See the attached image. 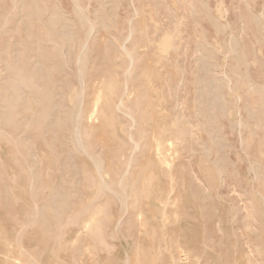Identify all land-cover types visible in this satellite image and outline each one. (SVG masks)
Here are the masks:
<instances>
[{
	"label": "rangeland",
	"instance_id": "374dc122",
	"mask_svg": "<svg viewBox=\"0 0 264 264\" xmlns=\"http://www.w3.org/2000/svg\"><path fill=\"white\" fill-rule=\"evenodd\" d=\"M76 7L83 11L80 13ZM137 12L142 14L138 15ZM145 14L147 20L144 17ZM260 16L264 17V0H0V54L3 55L0 60L1 74H4L8 54L13 56L14 63L18 60L16 65L24 66L29 73L35 63L42 65L44 73L48 75V82L57 84L60 88V96H57V99L70 113L77 110L75 105L79 101L83 84L86 91V103L90 104L97 84L115 73L117 76L114 81L115 102L122 97H125L127 101L124 95L126 85L131 89L137 87L132 95L134 101L125 102V105L133 113L139 127L135 129L133 137L135 140H140L142 150L145 151L143 159L139 157L138 161H134V163L137 162L135 169L139 171L138 175L133 179L122 178L125 171L123 168H127L126 163L131 152L129 148L132 146L129 133L131 121L123 115L124 113L121 112L122 114L119 115L120 111L117 110L111 111L109 119L111 128H107L100 134L105 146L93 142V137L89 141L91 143L89 151L102 156L103 163L107 165L106 169L109 173L107 178L99 176L93 161L82 150L72 149L71 139L74 125L72 119H67L68 122L63 125L65 132L61 138L66 139L64 148L68 157H75L74 163L79 174L86 169V171L95 173H91L88 178L79 175L76 180H73L66 175V171L64 180L60 178V175L56 176L60 168L55 166V161L50 154L48 155V151H45L47 159L42 157L43 144L40 140L33 138V132L28 133L30 137L28 145L27 142L24 144L20 142L21 151L18 153L14 151L12 154L9 153L7 141L0 137V153H2L0 154L2 159L0 169L3 167V173L9 174L11 170L7 164L5 165L4 157L7 154H11L13 165H16L15 161H17L20 166L24 168L28 165L32 166L34 171L41 173L47 171V168L49 170L54 167L50 170L53 175L50 186L64 192L62 200L65 202L63 215L59 220L53 216L55 214H50L45 221L46 224L41 220L31 223L35 203L33 196L29 194L27 197L26 192L19 188L17 179L1 176L0 264H28L33 259L36 260L33 261L35 264H264V18L259 20L262 18ZM183 17L184 24H182ZM89 23L94 25L90 39L87 33ZM85 26L88 27L87 30ZM131 29L133 40L129 48H134L136 52L135 67L138 71L134 72L131 78H127L124 75L127 57L123 54L121 47ZM66 32L71 33L67 36ZM50 33L51 38H47V34ZM54 43L59 48L54 46ZM84 43H87L89 51L82 80L77 58ZM182 47L184 49L181 55ZM244 64H247V67ZM236 66L237 68H233ZM240 66L241 69H239ZM141 73L144 74L143 77ZM197 76L198 79H196ZM5 77L10 78L12 75L5 74L0 77V92L4 88L3 79ZM143 78L145 80L141 82L144 85H140L141 82L138 84L137 81ZM200 80H203V83L199 82ZM249 81L250 84H248ZM242 82H244L243 85ZM246 83L250 87H247ZM251 83L255 86H251ZM139 85L143 86L142 89L147 92L141 91ZM254 89L257 92H254ZM143 93H147L145 94L147 97L145 95L143 97ZM25 96L27 97L28 93ZM28 98L35 107L33 99ZM140 108L144 111V117H142L143 112L142 115L139 113ZM166 111L169 113L168 116ZM145 113H148V116ZM188 116H191L189 117L191 120ZM197 116H202V118H197ZM145 117H148L147 123ZM237 124H239L238 127ZM176 125L181 127H175ZM177 128L185 130L186 134L187 130L190 132L192 128V132L187 134L192 137L189 136L183 140L182 136L185 135V131L183 135L182 131L179 132ZM196 128H200L199 131ZM7 130L11 133L10 129ZM175 131L177 136H175ZM206 131L208 134L214 132L208 135ZM153 132H155L154 135ZM161 132L164 133L163 136ZM11 135L14 140H19L16 132ZM24 136L27 139V135ZM155 136L162 142L164 164L160 163L154 155ZM118 138L121 141L123 139L122 142L125 145H121L123 143ZM115 139L116 142H120V146L115 143ZM177 141L179 143L186 141L185 145L183 144L185 152L182 150V143L180 146ZM147 146L150 149L146 148ZM181 152L186 153L187 156ZM171 158H174L173 162ZM153 161H157L156 164ZM163 166L170 173L167 171L168 174L164 175L167 172L164 171ZM43 175H45L44 178H49L46 177V172ZM102 179L106 182L107 190L101 183ZM99 180L101 182L97 183ZM27 188L30 190L29 186ZM121 192H124V195ZM40 198L41 195L38 196V200ZM105 204L111 205L110 208L104 206ZM109 209L110 212L107 211ZM246 209L247 212L244 211ZM101 210L104 211L99 213ZM94 212L98 213L96 218L99 219L95 220L99 223L95 224V228L86 230L82 223L89 220ZM102 213L106 214L104 218L108 216V219L106 218L108 223H104L106 226L104 224L102 226L105 220L101 217ZM83 215L85 217H82ZM109 219L111 222L108 221ZM95 220L94 223H97ZM121 220V225L118 227L119 222L117 221ZM46 234L50 236L48 237L50 239L46 238ZM37 235L41 236L40 238L45 237L43 240H36ZM57 235L60 237L58 238ZM10 240H14L13 243ZM24 243L26 246L22 245ZM85 247L89 250L87 253ZM29 249H35V251L39 249L35 253L39 258L34 257L35 255L32 251L31 254ZM83 251H85L84 254ZM24 253L30 254V257ZM23 254L26 256L21 258ZM75 257L78 258L76 261ZM15 259L18 262H14Z\"/></svg>",
	"mask_w": 264,
	"mask_h": 264
},
{
	"label": "bare ground",
	"instance_id": "6f19581e",
	"mask_svg": "<svg viewBox=\"0 0 264 264\" xmlns=\"http://www.w3.org/2000/svg\"><path fill=\"white\" fill-rule=\"evenodd\" d=\"M115 1V0H114ZM133 2V1H132ZM247 2V1H246ZM249 3V2H248ZM78 4V3H77ZM76 4V5H77ZM135 4V3H134ZM79 5V4H78ZM132 5H133V3H132ZM133 6H135V5H133ZM163 6V5H162ZM240 7V6H239ZM15 8H17V7H15ZM77 8V7H76ZM75 8V9H76ZM156 8H158V7H156ZM78 10L77 11H81V9L79 10V7L77 8ZM162 9V8H161ZM22 10V9H21ZM135 10V9H134ZM136 10H137V8H136ZM156 10V9H155ZM83 11V10H82ZM81 11V12H82ZM262 11V10H261ZM80 12V13H81ZM136 12V11H135ZM146 12V11H145ZM252 12V11H251ZM85 13V12H84ZM83 13V15H85ZM87 13V12H86ZM137 14H138V12H137ZM140 14V13H139ZM138 14V15H139ZM142 14V13H141ZM140 14V15H141ZM151 14V13H150ZM186 14V13H185ZM53 15V14H52ZM171 15H172V13H171ZM147 16H148V14H147ZM155 16H156V13H155ZM172 16H174V15H172ZM145 18H146V14H145V16H144ZM152 17H154V16H152ZM260 17H262V16H260ZM264 17H262V18H260L259 20H261V19H263ZM86 19V18H85ZM133 19V18H132ZM154 19H156L155 17H154ZM174 19V18H173ZM176 19H178V17L176 18ZM182 19H184V17L182 18ZM207 19V18H206ZM135 20V19H134ZM141 20V19H140ZM146 20H147V18H146ZM172 20V19H171ZM85 21V20H84ZM133 21V20H132ZM138 21V20H137ZM144 21V20H143ZM154 21V20H153ZM173 21V20H172ZM171 21V22H172ZM183 21V23L182 24H184L185 23V19L184 20H182ZM195 21V20H194ZM88 22V21H87ZM5 23V22H4ZM7 23V22H6ZM130 23V22H129ZM257 23V22H256ZM84 24V23H83ZM176 25H177V22L175 23ZM180 24V23H179ZM174 25V24H173ZM17 26H18V24H17ZM20 28L19 29H21V26H19ZM86 27V26H85ZM162 27V26H161ZM174 27H176V26H174ZM217 27V26H216ZM130 28V27H129ZM133 28V27H132ZM157 28V27H156ZM4 29V28H3ZM51 29V28H50ZM88 29V27H86L85 28V30H87ZM107 29V28H106ZM105 29V30H106ZM217 29V28H216ZM13 30V29H12ZM67 30V29H66ZM89 30H90V32H89ZM89 30H88V32L87 33H89L88 34V36H89V39H90V37L92 36V34H93V31H94V25L92 24V23H89ZM108 30V29H107ZM157 30V29H156ZM222 30H223V28H222ZM21 31V30H20ZM72 32V31H71ZM71 32H66V33H68L67 34V36H69V33H71ZM129 32V31H128ZM141 32V31H140ZM161 32V31H160ZM46 33H48V32H46ZM63 33V32H62ZM65 33V34H66ZM154 33V32H153ZM152 33V34H153ZM156 33V32H155ZM37 34V33H36ZM42 34V33H41ZM95 34V33H94ZM98 34V33H97ZM135 34H137V32L135 33ZM142 34V33H141ZM195 34V33H194ZM127 35V34H126ZM181 35V34H180ZM53 36V35H52ZM71 36V35H70ZM140 36V35H139ZM51 38V33L50 34H47V38ZM87 37V36H86ZM135 37V36H134ZM164 37H167V36H164ZM185 37V36H184ZM192 37V36H191ZM156 37L154 36V40H156L155 39ZM176 38V37H175ZM193 38V37H192ZM66 39V38H65ZM72 39V38H71ZM96 39V38H95ZM123 39V38H122ZM178 39V38H177ZM231 39H232V37H231ZM50 40V39H49ZM48 40V41H49ZM96 40H98V39H96ZM132 40H133V30L131 29L130 30V32H129V34L127 35V37L125 38V40H124V42H122V41H118V42H122L123 44H122V51H123V54H125L126 55V57H127V66L125 67V72H124V75L127 77V78H131L132 76H134V72H136L137 73V71L138 70H136V67H135V56H136V52H135V50H134V48H129V45L132 43ZM136 40H138V38L136 39ZM135 40V41H136ZM153 40V41H154ZM163 40V39H162ZM178 40H180V39H178ZM177 40V41H178ZM90 41V40H89ZM170 41H172V40H170ZM4 42V41H3ZM36 42V41H35ZM70 42V41H69ZM117 42V43H118ZM134 42V41H133ZM162 42V41H161ZM181 42H182V40H181ZM12 43V42H11ZM51 43V42H50ZM97 43V42H96ZM95 43V44H96ZM148 43V42H147ZM163 43V42H162ZM42 44V43H41ZM48 44V43H47ZM46 44V45H47ZM64 44V43H63ZM106 44V43H105ZM104 44V45H105ZM113 44V43H112ZM170 44V43H169ZM36 45H37V43H36ZM114 45V44H113ZM180 45V44H179ZM54 46H56L57 48H59V46H57V44L56 43H54ZM107 46V45H106ZM106 46L104 47L105 49H106ZM171 46V45H170ZM180 46H182V44L180 45ZM79 47V46H78ZM153 47V46H152ZM161 47V46H160ZM159 47V49H161ZM184 47V46H183ZM181 48V51H182V49H184V48ZM88 45H87V43H84V45H83V47H82V49H81V52H80V55H79V57L77 58V62H78V65H79V72H80V78L83 80L84 79V72H85V68H86V64H87V62H88V59L86 58V56H87V53H88ZM118 48V47H117ZM162 48H163V46H162ZM153 49H154V47H153ZM174 49V48H173ZM179 49V48H178ZM118 50H120V49H118ZM171 50V49H170ZM169 50V51H170ZM231 50V49H230ZM62 51V50H61ZM143 51V50H142ZM173 51V50H172ZM178 51H180V49L178 50ZM180 51V53H181V55H182V53H183V51L181 52ZM36 52V51H35ZM120 52V51H119ZM121 53V52H120ZM159 53H162V52H159ZM159 53H158V55H159ZM8 54V53H7ZM63 54V53H62ZM68 54V53H67ZM55 55V54H54ZM140 55V54H139ZM153 55V54H152ZM165 55H167V54H165ZM164 55V56H165ZM172 55V54H171ZM187 55H188V53H187ZM1 56H3V55H1L0 54V60L2 59V57ZM151 56V55H150ZM162 56H163V54H162ZM161 56V57H162ZM141 57V56H140ZM184 57V56H183ZM16 60H17V58L16 57H14ZM54 58V57H53ZM173 58V57H172ZM185 58V57H184ZM193 58V57H192ZM236 58V57H235ZM239 58V57H238ZM7 60H5V61H7V65H6V62H5V65H6V68H5V70L3 71V75L1 74V71H0V75H2V76H5V74L7 75V74H9V75H12V77H8V78H2L3 80H4V88L2 89V92H0V137L2 138H4L6 141H7V143L9 144V149H10V151H9V153L11 152V154L12 153H14V151L16 152V153H18V152H20L21 151V149L22 148H20L21 147V145L19 144L20 142H22V144H24V142H27L26 144L28 145V142L30 141V137L28 136V133L29 132H33L34 134V136H33V138H36V140H40L41 142H42V144H43V146H42V157H46V154H45V151H48V155L50 154V156L51 157H53V159H54V161H55V166L56 167H58V168H60L61 169V172H60V169H59V171H58V173L56 174V176L57 175H60V178L62 179V180H64V176H65V171H66V175H68L69 177H70V179L72 178L73 180H76L77 178H78V176L80 175V176H83V177H89V175L91 174V173H94V172H90L89 170L88 171H86V170H84L83 171V173L81 174H79V170L77 169V167H76V164L74 163L75 162V160H74V158H71V157H68V154H67V152H66V149L64 148L65 147V145H66V142H65V138L64 137H62L61 138V136L63 135V133L65 132V129H64V126L63 125H65L68 121H66L67 119H72L71 121L73 122L74 121V125H73V132H72V139H71V141H72V143H73V145H72V149L74 148L75 150H82L92 161H93V165H95V167H96V169L98 170V174H99V176L102 178V176H104L103 178H107V175H109V173H108V171H107V169H106V166L107 165H105L104 163H103V161H102V156H97V155H95V154H92L90 151H89V144H91L89 141L92 139V137H93V142H96V143H98L99 145H101V146H105V143H104V139L100 136V134L103 132V131H105L107 128H109L110 127V121H109V119H110V114H111V111H113V110H117V111H120V113H119V115L120 114H122V113H124L123 115H126L129 119H130V124H129V133H130V142L132 143V146H131V148H129V147H127V148H129L130 150H131V152H130V154H129V156H128V161H127V163H126V165H127V168L125 169V168H123L125 171H124V173H123V175H122V178H134V177H136L137 175H138V173H139V171L137 170L136 171V169H135V167H137L136 166V163H134V161H138L140 158H142L143 159V156H144V152H143V150H142V146H141V143H140V140H135L134 139V137H133V133H134V131H135V129H138L139 127H138V125H137V120H136V118L134 117V115H133V113H131V111L129 110V108H127L126 107V105H125V102H133L134 101V99H132V95H134V92H135V89L137 90V87L135 88H130L128 85H126V88L124 89L125 90V96L127 97V101H125V97H122V98H120L117 102H115L114 101V93H115V78L117 77L116 76V74L115 73H112V74H110V76H109V78H107V79H104V80H102L99 84H97V87L95 88V90H94V93H93V98H92V101L90 102V104H87L86 103V91H85V85L82 83L83 81L82 80H80L81 81V83L83 84L82 85V87H83V89H82V92H81V94H79L80 95V98H79V101H78V103H76V105H75V108H76V106H77V110L75 111V112H70V113H68L67 112V109H66V107H65V105L62 103V102H60L58 99H57V96H60V92H59V86L57 85V84H50L49 82H48V75L46 74V73H44V68L42 67V65H40V64H38V63H35V65L33 66V68H32V71H30V73L29 72H27V70L25 69V67L24 66H20V65H16L17 64V62H18V60L16 61V63H14L13 62V56L11 55V54H8L7 55V58H6ZM152 59H153V57H152ZM152 59H151V61H152ZM171 59V58H170ZM178 59H179V57H178ZM237 59V58H236ZM236 59H235V61H236ZM242 59V58H241ZM244 59V58H243ZM242 59V60H243ZM246 59V58H245ZM43 60V59H42ZM161 60H163V59H161ZM184 60V59H183ZM238 60V59H237ZM55 61H57V60H55ZM167 61V60H166ZM180 61V60H179ZM186 61H187V58H186ZM190 61H191V58H190ZM234 61V62H235ZM1 62V61H0ZM43 62V61H42ZM148 62V61H147ZM202 62H203V60H202ZM242 62V61H241ZM67 63V62H66ZM152 63H153V61H152ZM154 63H156V62H154ZM161 63V62H160ZM176 63H177V61H176ZM186 63V62H185ZM191 63V62H190ZM239 64H240V61L238 62ZM246 63V62H245ZM158 64H159V62H158ZM163 64V63H162ZM200 64V63H199ZM205 64V63H204ZM238 64V65H239ZM242 64H243V62H242ZM2 65V64H1ZM148 65H150L149 63H148ZM152 65V64H151ZM155 65V64H154ZM177 65V64H176ZM175 65V66H176ZM247 65V64H246ZM245 64H244V66H246ZM31 66V67H32ZM123 66V65H122ZM159 66H161V64L159 65ZM162 66H164V65H162ZM117 67V66H116ZM115 67V68H116ZM166 67V66H165ZM242 67H243V65H242ZM247 67V66H246ZM248 67H250V66H248ZM1 68V67H0ZM101 68V67H100ZM162 68V67H161ZM164 68V67H163ZM162 68V69H163ZM178 68V67H177ZM233 68H237V66L236 67H233ZM116 69H118V67L116 68ZM134 69H135V71H134ZM153 69V68H152ZM180 69V68H179ZM197 69H198V67H197ZM239 69H241V66L239 67ZM238 69V70H239ZM139 70H141V69H139ZM149 70V69H148ZM181 70V69H180ZM247 70V69H246ZM155 71V70H154ZM166 71V70H165ZM165 71H163V73H166ZM198 71H199V69H198ZM68 72V71H67ZM146 71H144V73H145ZM156 72V71H155ZM154 72V73H155ZM135 73V75H137ZM140 73V72H139ZM147 73V72H146ZM153 73V72H152ZM168 73V72H167ZM198 73V72H197ZM225 73V72H224ZM142 75H141V77H143V73H141ZM238 74V73H237ZM78 76H79V74H77ZM151 75H153V74H151ZM196 75V74H195ZM2 76H0V77H2ZM219 76V75H218ZM225 76V75H224ZM250 76V75H249ZM125 77V78H126ZM140 77V78H141ZM156 77V76H155ZM171 77H172V75H171ZM151 77H150V75H149V79H150ZM160 78V77H159ZM158 78V79H159ZM166 78V77H165ZM173 78H174V76H173ZM1 79V78H0ZM148 79V81H150ZM196 79H198V76L196 77ZM227 79V78H226ZM130 80V79H129ZM138 80V79H137ZM145 79L143 78V80L141 79V80H139V81H137L138 82V84H139V82H141V81H144ZM160 80H161V78H160ZM170 80V79H169ZM166 81V80H165ZM203 81V80H202ZM201 80L199 81V82H202ZM235 81V80H234ZM132 82V81H131ZM137 82H136V84H137ZM152 82V81H151ZM171 81H169V83H170ZM205 82V81H204ZM231 82V81H230ZM248 82V81H247ZM81 83H79L80 85H81ZM98 83V82H97ZM127 83V82H126ZM125 83V84H126ZM143 82H141L140 83V85H144V84H142ZM145 83H146V81H145ZM172 83V82H171ZM203 83V82H202ZM222 83V82H221ZM224 83H225V80H224ZM228 83V82H227ZM243 83L244 82H242V85H243ZM177 84V83H176ZM175 84V85H176ZM181 84V83H180ZM198 84V83H197ZM240 84V83H239ZM247 84V83H246ZM248 84H250V81H249V83ZM248 84H247V87H250V85L248 86ZM94 86L96 85V84H93ZM139 85V88L140 89H142V87ZM195 85V84H194ZM199 85H201V84H199ZM225 85V84H224ZM237 85H238V83H237ZM170 86V85H169ZM222 86H223V84H222ZM251 86H253L252 85V83H251ZM254 86H255V84H254ZM253 86V87H254ZM157 87H158V85H157ZM186 87V86H185ZM204 87V86H203ZM224 87V86H223ZM247 87H246V89H247ZM252 87V88H253ZM161 88H162V86H161ZM170 88H171V86H170ZM181 88V87H180ZM172 89V88H171ZM175 89V88H174ZM206 89V88H205ZM217 89V88H216ZM145 90H146V87H145ZM163 90H165V89H163ZM248 90H250V89H248ZM256 89H254V92H257V91H255ZM141 91H144V89H142ZM141 91H139V92H141ZM160 91H162V90H160ZM179 91V90H178ZM215 91V90H214ZM213 91V92H214ZM220 91V90H219ZM121 92V91H120ZM124 92V91H123ZM138 91H136V93H137ZM144 92H147V90L146 91H144ZM151 92V91H150ZM155 92V91H154ZM221 92V91H220ZM28 93V96L26 97L25 96V94H27ZM122 93V92H121ZM172 93H174L173 92V90H172ZM179 93H180V91H179ZM260 94H263L262 92H259ZM259 93H258V95H259ZM145 94H147V93H143V97H144V95ZM255 94H257V93H255ZM141 95H142V93H141ZM175 95V94H174ZM196 95V94H195ZM146 96V95H145ZM152 96V95H151ZM163 96V95H162ZM255 96V95H254ZM253 96V97H254ZM261 96H263V95H261ZM28 97H30V98H32L33 99V101H34V105H35V107L33 106V103L31 102V100H29V98ZM79 97V96H78ZM135 97V96H134ZM147 97V96H146ZM157 97V96H156ZM175 97V96H174ZM186 97H187V95H186ZM189 97V96H188ZM152 98V97H151ZM207 98V97H206ZM240 98V97H239ZM252 98V97H251ZM157 99V98H156ZM187 99V98H186ZM62 100V99H61ZM136 100V99H135ZM138 100V99H137ZM153 100V99H152ZM197 100V98L195 99V101ZM213 100H214V98H213ZM63 101V100H62ZM173 101H174V99H173ZM260 103H262L261 101H259ZM74 103V102H73ZM193 103H194V101H193ZM151 105H152V103H150ZM150 105V106H151ZM157 105V104H156ZM162 105V104H161ZM161 105H159V106H161ZM177 105V104H176ZM207 105V104H206ZM152 106H155V105H152ZM151 106V107H152ZM202 106H203V104H202ZM246 106V105H245ZM155 108H156V106H155ZM159 108V107H158ZM161 108V107H160ZM178 108V107H177ZM247 108H248V106H247ZM169 109H171V108H169ZM176 109V108H175ZM212 109V108H211ZM153 111H154V109H152ZM178 110H180V109H178ZM199 110V109H198ZM213 110H215V109H213ZM140 111L141 112H139L140 113V115H142L143 114V116L142 117H144V111L142 110V108H140ZM250 111V110H249ZM258 111V110H257ZM122 112V113H121ZM143 112V113H142ZM250 112H252V111H250ZM138 113V114H139ZM142 113V114H141ZM156 113H157V110H156ZM214 113V112H213ZM212 113V114H213ZM146 114V116H148V113H145ZM152 114V113H151ZM167 114H169L167 111H166V115ZM199 114V113H198ZM198 114H196V115H198ZM223 114V113H222ZM139 115V116H140ZM149 115H150V113H149ZM153 115V114H152ZM181 115V114H180ZM138 116V117H139ZM168 116V115H167ZM174 116V115H173ZM212 116V115H211ZM242 116V115H241ZM125 117V116H124ZM141 117V116H140ZM140 117H139V119H140ZM154 117V116H153ZM177 117H179V116H177ZM187 117V116H186ZM189 117H191V116H188V118ZM199 117H201L202 118V116H197V118H199ZM113 118V117H112ZM117 118V117H116ZM121 118H123V117H121ZM146 118V117H145ZM157 118V117H156ZM182 118V117H181ZM118 119H119V117H118ZM148 119V117L146 118V120ZM159 119V118H158ZM163 119V118H162ZM190 119V118H189ZM196 119V118H195ZM194 119V120H195ZM214 119V118H213ZM122 120V119H121ZM152 120V119H151ZM154 120V119H153ZM161 120V119H160ZM191 120V119H190ZM212 120V119H211ZM123 121V120H122ZM177 121V120H176ZM184 121V120H183ZM187 121V120H186ZM212 121H214V120H212ZM212 121H209V122H212ZM218 121V120H217ZM119 123H120V121H118ZM148 122V120L146 121V123ZM151 122V121H150ZM165 122V121H164ZM182 122V121H181ZM118 123V124H119ZM163 123V122H162ZM175 123V122H174ZM208 123V122H207ZM214 123V122H213ZM212 123V124H213ZM217 123V122H216ZM244 123V122H243ZM149 124V123H148ZM158 124V123H157ZM172 124H173V122H172ZM176 124V123H175ZM119 125H121V124H119ZM126 125V124H125ZM124 125V126H125ZM128 125V124H127ZM179 125V124H178ZM178 125H176L175 127H181V126H178ZM181 125V124H180ZM217 125V124H216ZM238 125L239 124H237V127H238ZM113 126V125H112ZM160 126H161V124H160ZM184 126V125H183ZM194 126V125H193ZM201 126V125H200ZM154 127H156L155 125H154ZM157 127H159L158 125H157ZM189 127H191L190 125H189ZM195 127V126H194ZM198 127V126H197ZM203 127V126H202ZM214 127V126H213ZM240 127V126H239ZM70 128V127H69ZM111 128V127H110ZM115 128V127H114ZM119 128V127H118ZM163 128V127H162ZM172 128H174L173 126H172ZM7 129H10V132L11 133H9L8 132V130ZM150 129V128H149ZM148 129V130H149ZM152 129V128H151ZM150 129V130H151ZM159 129V128H158ZM187 129H189L188 127H187ZM200 129V128H199ZM199 129L198 128H196V130L197 131H199ZM219 129V128H218ZM240 129V128H239ZM172 130V129H171ZM171 130H169V132H171ZM176 130V129H175ZM177 130H178V128H177ZM191 131L189 132V130H187L188 131V133H191L192 132V128L190 129ZM195 130V131H196ZM209 130H211V129H209ZM214 130V129H213ZM159 132H160V130H158ZM167 131V130H166ZM179 132L180 131H182V129L181 130H178ZM185 130H183L182 131V133L181 134H183L184 135V132ZM220 131V130H219ZM14 132H16V135H18V138H19V140L17 139V141L16 140H14L13 138L14 137H12V135L11 134H13ZM115 132H117V131H115ZM126 132V131H125ZM150 132V131H149ZM148 132V133H149ZM176 132V131H175ZM174 132V133H175ZM207 132V131H206ZM214 132V131H213ZM213 132H211V133H209V134H212ZM218 132V131H217ZM216 132V133H217ZM113 133V132H112ZM118 133V132H117ZM154 133L155 132H153V135H154ZM157 134H158V132H156ZM161 133H163V132H161ZM160 133V134H161ZM187 133V134H188ZM170 134V133H169ZM180 134V133H179ZM186 134V131H185V135H187ZM207 134H208V132H207ZM208 134V135H209ZM24 135H27V139L25 138V136ZM109 135V134H108ZM113 135V134H112ZM129 135V134H128ZM139 135V134H138ZM149 135H152L151 133H149ZM164 135V133L162 134V136ZM182 136L183 137V140H186V137H189V136H191V135H187V136ZM193 135V134H192ZM201 135V134H200ZM213 135H215V134H213ZM116 136H118L117 134H116ZM115 136V138H117ZM121 136V135H120ZM146 136H148V135H146ZM166 137L168 136L167 134L165 135ZM172 136V135H171ZM174 136V135H173ZM175 136H177V132H176V135ZM174 136V137H175ZM17 137V136H16ZM104 137V136H103ZM153 137V136H152ZM165 137V138H166ZM184 137H185V139H184ZM192 137V136H191ZM201 137H202V135H201ZM125 138V137H124ZM144 138V137H143ZM209 138V137H208ZM119 139V138H118ZM117 139V140H118ZM128 139V138H127ZM161 139H163V137L161 138ZM170 139V138H169ZM172 139H174L175 140V138H172ZM180 139V138H179ZM210 139V138H209ZM214 139V138H213ZM241 139V138H240ZM120 140V142L121 143H123L122 141H123V139H122V141H121V139H119ZM153 140V139H152ZM166 140V139H165ZM171 140V139H170ZM193 140V139H192ZM201 140V139H200ZM180 141V140H179ZM195 141V140H194ZM205 141V140H204ZM87 142H88V144H87ZM92 142V141H91ZM114 142V141H113ZM120 142L118 143V142H116V139H115V143H118L117 145L118 146H120L119 144H120ZM175 142V141H174ZM186 141H184L183 143L182 142H180V143H182V145L185 143ZM201 142V141H200ZM33 143V142H32ZM114 143V144H115ZM148 143V142H147ZM162 142L159 140V139H157V137L155 136L154 137V142H153V147H154V155H156V157L155 158H157V160H159L160 161V163L162 162V164H164L163 162H165L164 161V157L162 156L163 154H162V144H161ZM177 143H178V145L180 144L178 141H177ZM193 143V142H192ZM167 144V143H166ZM170 144H171V142H170ZM169 144V145H170ZM210 144H212V143H210ZM5 146H6V144H4ZM3 145V146H4ZM29 145H30V143H29ZM116 145V146H117ZM121 145H125V143H123V144H121ZM163 145H164V143H163ZM185 145V144H184ZM184 145L182 146V150H183V147H184ZM205 145V144H204ZM115 146V145H114ZM180 146H181V144H180ZM179 146V147H180ZM33 147V146H32ZM37 147V146H36ZM35 147V148H36ZM41 147V146H40ZM164 147V146H163ZM215 147V146H214ZM2 148V147H1ZM5 148V147H4ZM118 148H120V147H118ZM146 148H149L150 149V147L149 146H147ZM178 148V147H177ZM90 149H92V148H90ZM152 149V148H151ZM178 149H180V148H178ZM190 149V148H189ZM188 149V150H189ZM205 149H207V148H205ZM33 150V149H32ZM37 150V149H36ZM95 150V149H94ZM97 150V149H96ZM147 152H148V150L147 149H145ZM174 150V149H173ZM1 151V150H0ZM2 151H3V149H2ZM81 151V152H82ZM106 151V150H105ZM104 151V152H105ZM124 151V150H123ZM170 151V150H169ZM168 151V152H169ZM184 152H185V150H183ZM40 152H41V150H40ZM100 152V151H99ZM119 152V151H118ZM179 152H180V150H179ZM184 152H181V153H183L184 155H186V153H184ZM165 153V152H164ZM0 154H2V153H0ZM11 154H7L4 158H5V165L7 164V166L8 167H10L11 168V170H10V173L9 174H7L6 172L5 173H3V171H2V168L0 169V177L1 176H6V177H9V178H14L15 180L17 179L19 182H18V186H19V188L21 189L22 188V190L24 191V192H26L25 194L27 195V197H29V194H31L32 196H33V198H34V208H33V210H34V212L32 213V215H33V217H32V219H31V223H36L37 221H46L47 219H48V217L50 216V214H55V215H53L54 217L56 216V219L57 220H59L61 217V215H63L62 214V212H63V209H64V207H65V202H63V200H62V198H63V191L62 190H60V189H58V188H56V187H53L52 185L50 186V182L52 181V178H53V175H52V171H50L51 169H53V168H49V170H48V168H47V171H43L42 173L41 172H38V171H34L33 170V168H32V166H27V168H24L23 166H20L19 164H18V162L17 161H15L17 164L16 165H13V158H12V156H11ZM78 154V153H77ZM79 154H81L80 153V151H79ZM151 154H152V151H151ZM168 155V154H167ZM170 155V154H169ZM193 155V154H192ZM206 155V154H205ZM165 156V155H164ZM187 156V155H186ZM140 157V158H139ZM155 158H154V160H155ZM166 159H167V157H165ZM175 158V157H174ZM173 158V159H174ZM185 157H183V159H184ZM188 158V157H187ZM186 158V159H187ZM1 159V158H0ZM46 159H47V157H46ZM45 159V160H46ZM77 159V158H76ZM89 159V160H90ZM118 159V158H117ZM172 158H171V160H172V162L174 161ZM178 158H176V160H177ZM23 160V159H22ZM25 160V159H24ZM50 160H51V158H50ZM111 160H112V158H111ZM145 160V159H144ZM2 161V159L0 160V162ZM62 161H65L64 163L62 162ZM110 161V160H109ZM115 161V160H114ZM166 161H168V160H166ZM178 161V160H177ZM25 162H26V160H25ZM24 162V163H25ZM47 162V161H46ZM118 162H119V159H118ZM155 164H156V162L155 161H153ZM28 163V162H27ZM41 163H42V161H41ZM125 163V162H124ZM139 163V162H138ZM2 164V163H1ZM26 164V163H25ZM135 164V165H134ZM159 164V163H158ZM167 163H165V165H166ZM179 164V163H178ZM41 165V164H40ZM141 165V164H140ZM149 165V164H148ZM180 165H181V163H180ZM185 165V164H184ZM6 166V167H7ZM26 166V165H25ZM50 166V165H49ZM80 166H83V165H80ZM88 166V165H87ZM169 166V165H168ZM143 167V166H142ZM154 167H156V166H154ZM162 167V166H161ZM163 167H165V166H163ZM177 167V166H176ZM85 168H87L86 166H85ZM111 168V167H110ZM153 168V167H152ZM188 168V167H187ZM35 169H36V167H35ZM95 169V170H96ZM113 169V168H112ZM117 169V168H116ZM156 169H157V167H156ZM161 169V168H160ZM159 169V170H160ZM165 170L164 171H169V170H166V167L164 168ZM171 169V168H170ZM81 170V169H80ZM181 170V169H180ZM254 170V169H253ZM117 171V170H116ZM122 171V170H121ZM184 171V170H183ZM182 171V172H183ZM45 172H46V177H49L48 179L47 178H44V176L45 175H43V173L45 174ZM80 172H82V170L80 171ZM179 172V171H178ZM177 172V173H178ZM165 173V172H164ZM169 173H170V171H169ZM176 173V174H177ZM95 174V173H94ZM166 174H168V172L167 173H165L164 175H166ZM174 174V173H173ZM185 174V173H184ZM159 175V174H158ZM161 175V174H160ZM170 175V174H169ZM96 176V175H95ZM111 176V175H110ZM117 176V175H116ZM120 176V175H119ZM177 176V175H176ZM182 176H184V175H182ZM181 176V177H182ZM68 177V178H69ZM114 177H115V175H114ZM163 177H166V176H163ZM170 177H171V175H170ZM175 177V176H174ZM180 177V178H181ZM110 178V177H109ZM116 178V177H115ZM84 179V178H83ZM100 179V178H99ZM117 179V178H116ZM177 179V178H176ZM179 179V178H178ZM182 179V178H181ZM87 181V180H86ZM110 181V180H109ZM125 181V180H124ZM145 181V180H144ZM171 181V180H170ZM90 182V181H89ZM93 182V181H92ZM91 182V183H92ZM101 181L99 180V182H97V183H100ZM122 182V181H121ZM137 182V181H136ZM168 182V181H167ZM172 182V181H171ZM173 182H174V180H173ZM73 183V182H72ZM96 183V184H97ZM101 183H103L104 184V186H105V189L107 188L108 189V187H107V185H106V182H104V180L102 179V182ZM123 183V182H122ZM90 184V183H89ZM134 184V183H133ZM137 184V183H136ZM141 184V183H140ZM119 185V184H118ZM241 185V184H240ZM29 186V188H30V190H28V187ZM100 187L102 186V185H99ZM120 186V185H119ZM173 186H175L174 184H173ZM172 186V188H175V187H173ZM103 187V186H102ZM101 187V188H102ZM117 187V186H116ZM115 187V188H116ZM1 188V187H0ZM65 188V187H64ZM120 188V187H119ZM66 189V188H65ZM106 189V190H107ZM112 189V188H111ZM114 189V188H113ZM121 189V188H120ZM119 189V191H121ZM130 189V188H129ZM4 190V189H3ZM92 191V190H91ZM103 191H105V190H103ZM131 191V190H130ZM207 192V191H206ZM245 192V191H244ZM124 192H121V194H123ZM131 193V192H130ZM113 194V193H112ZM134 194V193H133ZM173 194V193H172ZM30 195V196H31ZM39 195H41V198H40V200H38V196ZM96 195V194H95ZM113 195H115V194H113ZM124 195V194H123ZM89 196V195H88ZM134 196V195H133ZM26 197V198H27ZM102 197H103V195H102ZM126 197V196H125ZM89 198V197H88ZM114 198H116L115 196H114ZM119 198H121V197H119ZM123 198V197H122ZM173 198V197H172ZM75 199V198H74ZM126 199V198H125ZM90 200V199H89ZM122 200V199H121ZM31 201H33V200H31ZM30 201V202H31ZM74 201V200H73ZM94 201V200H93ZM123 201V200H122ZM125 202V201H124ZM205 203V202H204ZM26 204H28L27 202H26ZM74 204V203H73ZM107 204H109V203H107ZM111 204V203H110ZM126 204H127V202H126ZM125 204V206H127ZM203 204V203H202ZM31 205V204H30ZM75 205V204H74ZM78 205V204H77ZM173 205H175V203L173 204ZM244 205V204H243ZM104 206H107V208H110V206H108V205H104ZM123 206H124V204H123ZM203 206H205V205H203ZM244 206H246V205H244ZM244 206H243V208H244ZM28 207V206H27ZM85 207H87V206H85ZM84 207V208H85ZM101 208V207H100ZM127 209L129 208V207H126ZM127 209H125V210H127ZM132 209V208H131ZM25 210V209H24ZM74 210V209H73ZM82 211H83V209H81ZM81 210H77V211H81ZM98 210V209H97ZM104 210H101L100 212L99 211H97V212H99V213H101V212H103ZM106 211V210H105ZM108 212H110L111 210L109 209V210H107ZM244 211H246L247 212V209L246 210H244ZM24 212V211H23ZM23 212H21V213H23ZM74 212V211H73ZM97 212H94L92 215H91V217L89 218V220H85V224L84 223H82V225H84V227L86 228V230H91V228L92 227H94L95 226V224L96 225H98V223H99V221H97L98 219L96 218V217H98V213ZM125 212V211H124ZM142 212V211H141ZM206 212V211H205ZM20 213V214H21ZM90 212H88V214H89ZM105 213H107V212H105ZM104 213V214H105ZM132 213V212H131ZM8 214V213H7ZM19 214V215H20ZM73 214V213H72ZM81 214V213H80ZM103 214V213H102ZM103 214V216H101V217H103L104 218V216L106 215H104ZM134 215H135V213H133ZM16 215V214H15ZM76 215V214H75ZM79 215V214H78ZM97 215V216H96ZM109 215V214H108ZM126 215V214H125ZM130 215V214H129ZM142 215H144V213H142ZM179 215V214H178ZM8 216H9V214H8ZM27 216V215H26ZM73 216V215H72ZM71 216V217H72ZM99 216H100V214H99ZM253 216V215H252ZM3 217V216H2ZM15 217V216H14ZM21 217H22V214H21ZM82 217H85V215H83ZM86 217H87V215H86ZM100 217V218H101ZM108 216H106L103 220H104V222L102 223V226H103V224L106 222V218H107ZM175 217H176V215H175ZM181 217V216H180ZM180 217H178V218H180ZM111 218V217H110ZM121 218V217H120ZM119 218V219H120ZM2 219V218H1ZM5 219V218H4ZM24 219H25V217H24ZM54 219V218H53ZM52 219V220H53ZM95 219H97V220H95ZM108 219V218H107ZM124 218H122V220H123ZM83 220V219H82ZM94 220L95 221H97V223H94ZM122 220L121 221H117V222H119L118 223V227L121 225V222H122ZM139 220V219H138ZM108 221H110L111 222V220L109 219ZM116 221V220H115ZM140 221V220H139ZM139 221H137V222H139ZM11 222H12V220H11ZM16 222H19V221H16ZM52 222V221H51ZM63 222V221H62ZM79 222V221H78ZM109 222V223H110ZM144 222V221H143ZM15 223V222H14ZM106 223H108V222H106ZM116 223V222H115ZM20 224V223H19ZM18 224V225H19ZM45 224H46V222H45ZM111 224V223H110ZM1 225V224H0ZM64 225H65V223H64ZM82 225L80 226V227H82ZM108 225V224H107ZM141 225V224H140ZM249 225V224H248ZM15 226V225H14ZM20 226V225H19ZM104 226H106L105 224H104ZM113 226V225H112ZM40 227V226H39ZM45 227V226H44ZM60 227V226H59ZM83 227V228H84ZM47 228V227H46ZM70 228H72V226L70 227ZM95 228V227H94ZM97 228V227H96ZM106 228V227H105ZM104 228V229H105ZM248 228V227H247ZM42 229H43V227H42ZM58 229V228H57ZM60 229V228H59ZM103 228H101V230H102ZM116 229H117V227H116ZM119 229V228H118ZM174 229V228H173ZM249 229V228H248ZM21 231H22V229H20ZM32 230H33V228H32ZM54 230V229H53ZM56 230V229H55ZM99 230V229H98ZM126 230V229H125ZM13 231V230H12ZM93 231V230H92ZM115 231V230H114ZM113 231V232H114ZM17 232V231H16ZM20 232V231H19ZM26 232V231H25ZM40 232V231H39ZM47 232V231H46ZM51 232V231H50ZM57 231H55V233H56ZM75 232H77V231H75ZM87 232V231H86ZM94 233H95V231H93ZM42 233H44L43 231H42ZM68 233V232H67ZM70 233V232H69ZM73 233V232H72ZM90 233V232H89ZM92 233V232H91ZM21 234V233H20ZM19 234V235H20ZM35 235L37 234V233H34ZM56 234H58V233H56ZM55 234V235H56ZM60 234V233H59ZM77 234V233H76ZM79 234V233H78ZM81 234H82V232H81ZM80 234V235H81ZM97 234V233H96ZM11 235V234H10ZM17 235H18V233H17ZM45 235V234H44ZM47 235V237L46 238H48V237H50V236H48V234H46ZM55 235L53 236L54 237V239H55ZM69 235V234H68ZM73 235H74V233H73ZM84 235V234H83ZM85 235H86V233H85ZM92 235H93V233H92ZM100 235V234H99ZM7 236L9 237V235L7 234ZM22 236V235H21ZM28 236V235H27ZM30 236V235H29ZM58 236V235H57ZM78 236V235H77ZM77 236L75 237L76 239H77ZM82 236V235H81ZM80 236V237H81ZM17 237V236H16ZM19 237V236H18ZM41 237V236H40ZM38 235L37 236H35V238H36V240L38 239V240H40V239H44V237L43 238H40ZM60 237V235L58 236V238ZM64 237V236H63ZM66 237V236H65ZM80 237H78L79 239H80ZM7 238V237H6ZM26 238V237H25ZM30 238V237H29ZM34 238V239H35ZM74 238V237H73ZM88 238V237H87ZM92 238V237H91ZM18 239H20V238H18ZM17 239V240H18ZM33 239V238H32ZM48 239H50V238H48ZM54 239H51V240H54ZM57 239V238H56ZM75 239V240H76ZM82 239H83V237H82ZM85 239V238H84ZM104 239V238H103ZM8 240H9V238H8ZM16 240V241H17ZM66 240H68V239H66ZM72 240H74V239H72ZM74 240V241H75ZM78 240V239H77ZM93 240V239H92ZM95 240V239H94ZM93 240V241H94ZM102 240V239H101ZM116 240V239H115ZM11 241V240H10ZM14 241V240H13ZM13 241H11L12 243H13ZM25 240H23V242H24ZM33 241V240H32ZM88 241V240H87ZM28 242V241H27ZM34 242V241H33ZM49 242V241H48ZM56 242H58V241H56ZM55 242V243H56ZM60 242V241H59ZM69 242H71L72 243V241H70L69 240ZM97 242V241H96ZM102 242V241H101ZM100 242V243H101ZM15 243H17V242H15ZM19 243V242H18ZM17 243V244H18ZM30 243V242H29ZM32 244V243H31ZM30 244V245H31ZM69 244V243H68ZM77 244H78V242H77ZM90 244V243H89ZM104 244V243H103ZM21 245V244H20ZM22 245H25V243L24 244H22ZM56 245V244H55ZM71 245V244H70ZM82 245V244H81ZM106 245V244H105ZM104 245V246H105ZM19 246V245H18ZM26 246V245H25ZM28 246V245H27ZM64 246V245H63ZM67 246V245H66ZM88 246V245H87ZM91 246V245H90ZM97 246V245H96ZM109 246V245H108ZM47 247V246H46ZM55 247V246H54ZM69 247V246H68ZM92 247V246H91ZM107 247V246H106ZM31 248V247H30ZM48 248V247H47ZM47 248H45V250L47 249ZM86 248V247H85ZM92 248H95V247H92ZM22 249H23V247H22ZM27 249H28V247H27ZM33 249V248H32ZM32 249H29L30 250V252L32 251L33 252V254L35 255V253H37V251H39V249L37 250L36 249V251H35V249L34 250H32ZM61 249V248H60ZM75 249V248H74ZM87 249V248H86ZM113 249H115V247L113 248ZM41 250V249H40ZM45 250H41V251H45ZM72 250V249H71ZM76 250V249H75ZM91 250V249H90ZM109 250V249H108ZM26 251H28V250H26ZM25 251V252H26ZM40 251V252H41ZM54 251V250H53ZM59 251V250H58ZM89 250L87 249V251H86V253L88 252ZM132 251H133V249H132ZM22 252H24V250L22 251ZM32 252H31V254H32ZM39 252V253H40ZM84 252L85 251H83V254H84ZM38 253V254H39ZM91 253V252H90ZM129 253V252H128ZM133 253V252H132ZM21 254V253H20ZM24 254H26L27 255V257L30 255H28L27 253H24ZM23 254V256H21V258H24V256H26V255H24ZM42 254V253H41ZM91 254H93V253H91ZM34 255H32V256H34ZM85 255H87V254H85ZM38 257V255H35L34 257ZM39 256L41 257V255L39 254ZM82 256V255H81ZM176 256V255H175ZM30 257V256H29ZM55 257H57V256H55ZM73 257H74V255H73ZM134 257V256H133ZM39 258V257H38ZM76 258V257H75ZM2 259V258H1ZM31 259V258H30ZM78 258H76V259H74L75 261L77 260ZM134 259V258H133ZM8 260V259H7ZM13 260V259H12ZM22 260V259H21ZM32 260V259H31ZM35 259H33L32 261H30V263L32 264L33 263V261H34ZM136 260V259H135ZM172 260V259H171ZM24 261V260H23ZM28 261V260H27ZM26 261V262H27ZM36 261V260H35ZM57 261V260H56ZM14 262H18L16 259H15V261ZM25 262V263H26ZM132 262H133V260H132ZM189 262V261H188ZM30 263H28V264H30ZM19 264H21V263H19ZM27 264V263H26ZM33 264H35V262L33 263ZM38 264V263H37Z\"/></svg>",
	"mask_w": 264,
	"mask_h": 264
}]
</instances>
